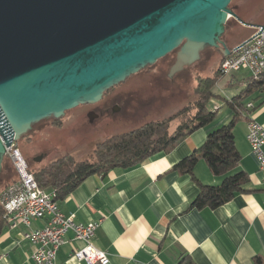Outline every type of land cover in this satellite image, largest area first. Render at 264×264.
<instances>
[{
  "label": "water",
  "instance_id": "95a60500",
  "mask_svg": "<svg viewBox=\"0 0 264 264\" xmlns=\"http://www.w3.org/2000/svg\"><path fill=\"white\" fill-rule=\"evenodd\" d=\"M232 0H0V173L7 146L178 50L171 76L222 37ZM255 27V28H256ZM42 156L38 157L41 160Z\"/></svg>",
  "mask_w": 264,
  "mask_h": 264
},
{
  "label": "crops",
  "instance_id": "0c3cea01",
  "mask_svg": "<svg viewBox=\"0 0 264 264\" xmlns=\"http://www.w3.org/2000/svg\"><path fill=\"white\" fill-rule=\"evenodd\" d=\"M254 32L255 27L244 26L228 46L234 47ZM228 74L229 78L222 74L217 81L221 83L222 96L244 95L251 72L239 70ZM263 101L260 91L252 92L248 104L254 110L248 113L249 119L241 120L235 127L236 145L241 154L236 171L248 172L250 182L246 192L237 193L225 204L217 208L192 206L199 186L191 174L174 166L200 147L211 131L233 118L229 107L218 119L189 134L169 153L131 168H115L105 175L86 178L58 200L59 205L64 212L75 213L77 221L82 223L102 219L93 241L108 251V264H178L186 256L195 264H254L255 256L264 258V183L247 133L251 119L264 126ZM217 105L221 109L224 100L211 101L212 108ZM195 174L206 185L217 186L224 180L201 160ZM46 222L47 218L33 219L32 227L41 228ZM27 229L24 224L16 228L6 224L0 235V264H38L32 258L34 247L24 239ZM66 240L58 252V264H87L72 255L82 242L75 240L72 233L66 235Z\"/></svg>",
  "mask_w": 264,
  "mask_h": 264
},
{
  "label": "trees",
  "instance_id": "16d2710c",
  "mask_svg": "<svg viewBox=\"0 0 264 264\" xmlns=\"http://www.w3.org/2000/svg\"><path fill=\"white\" fill-rule=\"evenodd\" d=\"M221 75L218 69L210 76L198 78L195 91L197 99L194 105L187 104L168 117L150 121L133 130L112 135L100 142L95 150L94 160L75 161L66 156L36 171H33L29 165L30 171L35 175L41 187L56 191L58 201L65 198L92 175H105L115 168H131L159 154L169 153L193 131L207 126L216 118L220 108H212L211 101L219 95L216 94L214 87ZM250 78L244 95H237L233 98L220 95L225 105L233 110V118L211 131L200 147L174 166L175 169L191 174L199 186L200 191L192 203L194 207L217 208L231 200L237 193L247 191V184L250 182L249 173L245 170L236 171L241 154L236 145L235 127L241 120L249 119L248 113L254 110L247 105L251 93L260 91L264 95V74L257 78L251 75ZM175 120L179 122L171 130ZM201 158L206 160L213 174L224 177L222 184L206 185L198 179L195 167ZM14 173V178L2 187L0 174V191L19 178L16 168H14ZM5 214V209L0 203V235L8 224ZM178 264L195 263L189 256H186L182 257ZM254 264H264V258L259 255L255 256Z\"/></svg>",
  "mask_w": 264,
  "mask_h": 264
},
{
  "label": "rangeland",
  "instance_id": "374dc122",
  "mask_svg": "<svg viewBox=\"0 0 264 264\" xmlns=\"http://www.w3.org/2000/svg\"><path fill=\"white\" fill-rule=\"evenodd\" d=\"M230 8L238 10L241 14L239 15L246 21L264 24V0H232ZM236 21L233 17L229 19L223 35L224 41L232 43L237 33L242 31L243 28H240ZM220 49L212 46L205 47L198 61L185 66L171 76L170 70L178 52L175 50L111 88L103 101L92 106L80 104L68 110L61 119L48 118L35 123L28 137L19 139L17 147L33 171L66 156L75 161L94 160L97 145L108 137L133 130L150 121L168 117L187 104L194 105L197 99L195 91L198 78L210 76L216 72L218 57L222 56ZM226 75V78H229V74ZM219 85L221 86L220 82L214 87L216 94L219 95L217 94L218 96H215L212 101L223 100L222 96L220 97L222 94ZM116 95L123 96V100L111 102V104L116 103L118 113L92 123L86 111L106 104L107 100ZM226 107V105L221 107L213 121L219 118ZM193 111L194 109L192 113ZM178 122L175 120L172 123L171 130L177 126ZM43 154V159L34 160V157ZM200 160L207 165L204 158ZM14 168L12 159L6 155L0 173L1 187L14 178Z\"/></svg>",
  "mask_w": 264,
  "mask_h": 264
},
{
  "label": "built area",
  "instance_id": "2783aa9c",
  "mask_svg": "<svg viewBox=\"0 0 264 264\" xmlns=\"http://www.w3.org/2000/svg\"><path fill=\"white\" fill-rule=\"evenodd\" d=\"M239 70H249L255 78L264 74V27L257 26L249 38L232 47L220 62L221 74ZM251 106L249 103L248 107ZM247 138L259 160L264 183V126L254 119L249 120ZM6 155L12 159L19 178L0 191V203L11 228L20 224L27 226L24 239L34 247L32 258L38 264H58V252L67 242L66 235L72 233L75 240L82 242L72 253L75 258L87 264H108V251L100 249L93 241L102 219L82 223L77 221L75 213L64 212L56 200V191L40 186L16 142L7 146ZM42 218H47L46 224L33 228L32 220Z\"/></svg>",
  "mask_w": 264,
  "mask_h": 264
},
{
  "label": "flooded vegetation",
  "instance_id": "af4514ba",
  "mask_svg": "<svg viewBox=\"0 0 264 264\" xmlns=\"http://www.w3.org/2000/svg\"><path fill=\"white\" fill-rule=\"evenodd\" d=\"M235 12L236 11H238V10H234ZM238 15L240 14V12H236ZM241 15V14H240ZM239 15V16H240ZM241 18H242V16H240ZM243 19V18H242ZM244 20V19H243ZM244 21H246V20H244ZM237 22V21H236ZM247 23H250V24H254V25H259V24H255L254 22H252V21H246ZM238 25H239V27L240 28H243L244 27V25L243 24H241L240 22H238ZM263 25V24H262ZM256 27V26H255ZM222 39H223V41H224V37H222ZM226 43H227V45L229 44V42H227V41H225ZM221 49V51H222V56L221 57H224V55H223V53H224V48L221 46L220 47ZM177 54H178V52H177ZM177 54H176V57H177ZM212 57V56H211ZM210 57V58H211ZM221 57H218L219 59H218V61L221 59ZM175 62H176V59H175ZM174 62V63H175ZM174 65V64H173ZM109 94V90L107 91V92H105L104 93V96H103V98L100 100V101H103L104 100V98L105 97H107V95ZM121 100H123V96H120V95H116V96H114L112 99H109V100H107V103L106 104H103V105H101V106H96V107H93V108H90V109H88V111H86L87 113V116L89 117V119H90V121L93 123L94 121H96V120H99V119H103V118H107V117H109L110 115V117H112L113 116V114H117L118 112L117 111H119L118 110V108H117V106H116V103H113V104H111V102L112 101H117V102H119V101H121ZM100 101H98V102H96V103H94V104H86V105H95V104H97V103H99ZM126 117V116H125ZM62 118V117H61ZM61 118H58V119H61ZM53 119H55V118H53ZM33 128V127H32ZM31 131V130H30ZM30 131H28L25 135H23L21 138H20V140L21 139H25V138H27L28 137V133L30 132ZM19 141V140H18ZM18 141L16 142V144L18 143ZM45 154V153H44ZM44 154L43 155H41V156H44ZM43 159V158H42ZM34 160H36V161H40V160H38V157H34Z\"/></svg>",
  "mask_w": 264,
  "mask_h": 264
}]
</instances>
